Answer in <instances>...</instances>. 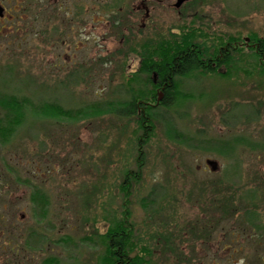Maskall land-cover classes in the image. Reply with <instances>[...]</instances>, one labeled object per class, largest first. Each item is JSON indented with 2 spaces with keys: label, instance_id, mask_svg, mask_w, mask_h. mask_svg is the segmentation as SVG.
<instances>
[{
  "label": "rangeland",
  "instance_id": "obj_1",
  "mask_svg": "<svg viewBox=\"0 0 264 264\" xmlns=\"http://www.w3.org/2000/svg\"><path fill=\"white\" fill-rule=\"evenodd\" d=\"M0 1L26 15L20 30L19 18L0 20V95L74 114L28 110L0 143V264H95L100 234L125 210L152 250L143 264H262L264 76H178L170 105L148 100L153 132L139 144L138 116L117 110L142 84L143 75L126 81L138 65L124 59L130 47L186 23L251 44L248 34L264 36V0ZM87 105L95 108L76 113ZM233 139L228 152L212 147ZM126 174L137 181L127 180L125 199Z\"/></svg>",
  "mask_w": 264,
  "mask_h": 264
},
{
  "label": "trees",
  "instance_id": "obj_2",
  "mask_svg": "<svg viewBox=\"0 0 264 264\" xmlns=\"http://www.w3.org/2000/svg\"><path fill=\"white\" fill-rule=\"evenodd\" d=\"M248 35V41L251 44L246 43V38H240L239 35L211 34L198 26L186 23L178 26L177 30L169 29L167 36L158 42L143 43L137 47H130L124 52L125 61L133 54L138 64L132 77H127V84L130 85L132 80L141 75L143 79L141 78L142 84L137 86V89L130 87L131 97L121 103L122 108L117 110V113L138 116V130L140 131L138 144L140 140L146 142L153 132L151 127L155 105L168 106L172 103V95L176 94L175 90H177L176 78L178 76L193 71L216 72L224 75L239 69L250 74L256 73L264 76V36H258L256 33ZM158 87L161 89L162 100L156 103ZM148 100L154 101L155 105H148ZM0 107L4 111L0 117V143L7 141L13 130L22 124L28 110L35 115L49 118L74 115L69 109L57 103L42 102L32 105L26 97H17L13 93L0 95ZM93 108H95L94 105H87L77 109L76 113L85 115ZM169 134L172 138L180 137V133L174 128L170 129ZM234 142H236L234 139L215 142L212 147L228 152ZM127 180L132 183V181H137V177H129V174H126L124 180L121 181L120 187L125 199L129 196L130 190ZM29 197L35 204H38L37 199L43 201L40 207H44L46 198L42 197L37 190L32 191ZM222 206L224 208L226 205ZM127 215H129L128 211H123V217L115 218L103 234H100L104 245L95 264H143L149 260L147 257L151 256L152 250L147 244L140 243L143 234L133 233L135 228L133 223L128 221ZM124 217H127V221ZM249 217L250 214L246 213L242 218L245 221ZM253 237L257 242L261 241L258 239L260 237L257 232L253 234ZM137 246L139 247L138 253L130 255ZM56 262L55 258L50 257L42 264ZM263 262L262 260V264Z\"/></svg>",
  "mask_w": 264,
  "mask_h": 264
},
{
  "label": "flooded vegetation",
  "instance_id": "obj_3",
  "mask_svg": "<svg viewBox=\"0 0 264 264\" xmlns=\"http://www.w3.org/2000/svg\"><path fill=\"white\" fill-rule=\"evenodd\" d=\"M0 5L3 7V11L0 15V20L6 19L12 21L14 18L15 20L16 18H19V30L22 29V27L24 26L23 20L26 18V15L21 13V8L24 10V7H22V5L20 6V3H19V7L18 6L15 7L14 5L13 6L4 5L2 1H0ZM65 8L66 7L58 6V10L60 11ZM159 90L161 91L160 88Z\"/></svg>",
  "mask_w": 264,
  "mask_h": 264
},
{
  "label": "water",
  "instance_id": "obj_4",
  "mask_svg": "<svg viewBox=\"0 0 264 264\" xmlns=\"http://www.w3.org/2000/svg\"><path fill=\"white\" fill-rule=\"evenodd\" d=\"M186 0H176L175 2H174V6L175 7H179V6H181V4L183 3V2H185ZM2 11H3V7L2 6H0V15H1V13H2ZM158 101H160V95H158V97H157V102ZM209 162V161H208Z\"/></svg>",
  "mask_w": 264,
  "mask_h": 264
}]
</instances>
